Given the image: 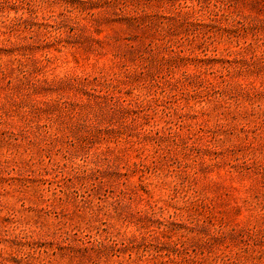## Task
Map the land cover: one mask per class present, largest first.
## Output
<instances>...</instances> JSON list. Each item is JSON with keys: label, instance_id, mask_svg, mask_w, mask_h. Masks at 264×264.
Returning a JSON list of instances; mask_svg holds the SVG:
<instances>
[{"label": "rangeland", "instance_id": "1", "mask_svg": "<svg viewBox=\"0 0 264 264\" xmlns=\"http://www.w3.org/2000/svg\"><path fill=\"white\" fill-rule=\"evenodd\" d=\"M0 264H264V0H0Z\"/></svg>", "mask_w": 264, "mask_h": 264}]
</instances>
